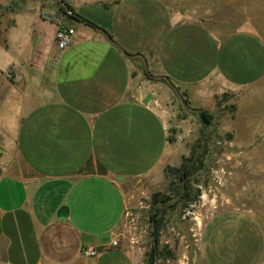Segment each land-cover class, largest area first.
<instances>
[{"label": "crops", "instance_id": "crops-1", "mask_svg": "<svg viewBox=\"0 0 264 264\" xmlns=\"http://www.w3.org/2000/svg\"><path fill=\"white\" fill-rule=\"evenodd\" d=\"M60 1L90 25L0 0V264H145L127 208L185 156L195 128L172 138L190 123L173 103L264 102V37L226 32L193 0ZM56 20L74 29L58 57ZM199 255L264 264V233L247 212L222 214L204 223Z\"/></svg>", "mask_w": 264, "mask_h": 264}, {"label": "rangeland", "instance_id": "rangeland-1", "mask_svg": "<svg viewBox=\"0 0 264 264\" xmlns=\"http://www.w3.org/2000/svg\"><path fill=\"white\" fill-rule=\"evenodd\" d=\"M193 1L196 13L203 11L210 14L212 20L225 22L226 32L248 29L264 37V0ZM27 5L39 8V18L47 22L57 19L53 15L56 9L62 12L64 8L60 0H18L19 8ZM261 90L258 89L254 99H261ZM250 95V92L246 94V102L240 106L229 96L218 98L210 110L204 111L212 118L207 129L195 113L181 104L183 95L179 94L180 100L173 103L176 123L182 124L181 120L190 123L182 129L179 125L172 129V138L185 133L190 126L195 130L187 137L189 142L180 143V151L185 156L178 159L176 167L168 168H183L184 160L192 159L186 182L193 200L170 207L168 201L179 192L182 194L184 189L181 190L179 172L168 174V168L164 170L161 188L131 192L126 219L130 234L127 232V236L129 242L143 252L145 264L153 249H156L154 264H203L199 240L204 223L231 211L249 213L264 233V102L250 101ZM242 115L251 117V127L240 119ZM205 135L208 139L203 149H196ZM198 154L202 157L200 165L195 163ZM170 183L176 186L168 190ZM154 194L164 202L155 219L156 243L150 224Z\"/></svg>", "mask_w": 264, "mask_h": 264}, {"label": "trees", "instance_id": "trees-1", "mask_svg": "<svg viewBox=\"0 0 264 264\" xmlns=\"http://www.w3.org/2000/svg\"><path fill=\"white\" fill-rule=\"evenodd\" d=\"M63 6V5H62ZM64 8L61 9V11L63 12L64 16L72 21L78 22L79 20L77 19V16L74 14L73 10H71V8H69L68 6L64 5ZM79 17V16H78ZM184 102H182L181 104L187 109V110H191L193 113H195L198 117L199 120L202 124V126L207 129L208 127L211 126V116L209 114H207L206 112L202 111V110H193L190 109L189 104L184 100V98H182ZM207 135L203 136L202 141L200 142V144L196 147V149H203V146L205 144L204 141H207ZM173 139H170V142H172ZM203 145V146H202ZM201 153V152H200ZM200 154H198V158L195 160V163H199V165L202 163V157H199ZM185 164L183 165V168H178V169H171L168 168V174L169 173H173V174H177L179 172L178 175V179L181 183V190L184 189V192L182 194H180V192L175 196V198H173V200H169L168 202H171L170 207L173 205H178V204H182L184 202H189L193 200V197H191V193L189 191V189H187V182L186 179L188 178V174L190 172V170L192 169L193 164L191 163L192 159L188 158L185 159ZM183 161V162H184ZM191 163V164H190ZM173 186H176V184L174 183H170L168 188V190H171ZM163 201L159 200V195L158 194H154L152 195V205H151V210H150V224H151V232L153 234V241L154 243L157 242L156 240V234L158 229L156 228V222L155 219L158 217V211L159 208L163 207ZM155 245V244H154ZM156 249H153L151 251V253L149 254V260L147 264H154L156 262Z\"/></svg>", "mask_w": 264, "mask_h": 264}, {"label": "built area", "instance_id": "built-area-1", "mask_svg": "<svg viewBox=\"0 0 264 264\" xmlns=\"http://www.w3.org/2000/svg\"><path fill=\"white\" fill-rule=\"evenodd\" d=\"M66 18V17H65ZM58 28L54 36L55 46H56V55L57 57L63 53L70 45L72 37L74 35V29L66 26L65 24L59 23L58 20ZM1 156V151H0ZM113 247L117 246V241L112 243ZM97 254L95 249L85 248L82 250V255L86 257H95Z\"/></svg>", "mask_w": 264, "mask_h": 264}, {"label": "water", "instance_id": "water-1", "mask_svg": "<svg viewBox=\"0 0 264 264\" xmlns=\"http://www.w3.org/2000/svg\"><path fill=\"white\" fill-rule=\"evenodd\" d=\"M76 15V14H75ZM77 16V15H76ZM77 19L80 21V22H82V23H85V24H89L88 22H86L85 20H83L82 18H80V17H78L77 16ZM90 25V24H89ZM103 35H104V37L110 42V43H112L114 46H116V44H114L113 42H112V40L106 35V33L105 32H103V31H100ZM117 48H118V46H117ZM181 103H182V101H181Z\"/></svg>", "mask_w": 264, "mask_h": 264}]
</instances>
